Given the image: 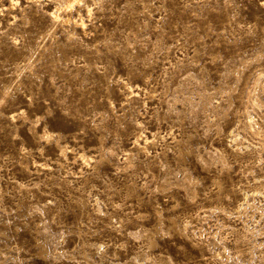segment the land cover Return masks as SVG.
Instances as JSON below:
<instances>
[{"label":"rangeland","instance_id":"1","mask_svg":"<svg viewBox=\"0 0 264 264\" xmlns=\"http://www.w3.org/2000/svg\"><path fill=\"white\" fill-rule=\"evenodd\" d=\"M0 264H264V0H0Z\"/></svg>","mask_w":264,"mask_h":264},{"label":"bare ground","instance_id":"2","mask_svg":"<svg viewBox=\"0 0 264 264\" xmlns=\"http://www.w3.org/2000/svg\"><path fill=\"white\" fill-rule=\"evenodd\" d=\"M72 1H74V0H66V5H67V7H69V6H71L72 5ZM76 1V0H75ZM64 9V8H63ZM49 13V12H48ZM50 15L52 16V19H54V21H59L60 19H61V15H59V13L58 12H54V11H52L51 13H50ZM82 20V19H81ZM60 25V24H59ZM42 137H44V138H46V139H56L57 138V135H55V133H52L51 131H48V130H43V134H42V136H41V138ZM142 138V137H141ZM145 138V137H144ZM136 141V140H135ZM134 143V142H133ZM57 145H58V148H59V150H60V152H62V153H65V151H66V145H60L59 143H57ZM83 155V154H82ZM83 157H84V155H83Z\"/></svg>","mask_w":264,"mask_h":264}]
</instances>
